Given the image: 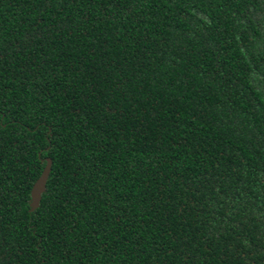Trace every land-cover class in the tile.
Listing matches in <instances>:
<instances>
[{
	"label": "trees",
	"instance_id": "trees-1",
	"mask_svg": "<svg viewBox=\"0 0 264 264\" xmlns=\"http://www.w3.org/2000/svg\"><path fill=\"white\" fill-rule=\"evenodd\" d=\"M0 264H264V0H0Z\"/></svg>",
	"mask_w": 264,
	"mask_h": 264
},
{
	"label": "water",
	"instance_id": "water-1",
	"mask_svg": "<svg viewBox=\"0 0 264 264\" xmlns=\"http://www.w3.org/2000/svg\"><path fill=\"white\" fill-rule=\"evenodd\" d=\"M51 169V160L47 158L46 165L44 166L42 172L39 177L34 182L31 188V206L32 208H36L41 200L42 193L45 190L46 182L49 177Z\"/></svg>",
	"mask_w": 264,
	"mask_h": 264
}]
</instances>
